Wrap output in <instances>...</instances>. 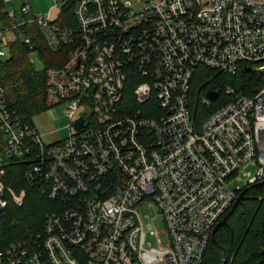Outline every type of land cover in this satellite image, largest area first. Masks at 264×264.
Returning <instances> with one entry per match:
<instances>
[{"label": "built area", "instance_id": "built-area-1", "mask_svg": "<svg viewBox=\"0 0 264 264\" xmlns=\"http://www.w3.org/2000/svg\"><path fill=\"white\" fill-rule=\"evenodd\" d=\"M74 8L76 28L60 23L63 8L37 14L17 0L0 8V62L17 39L32 62L39 57L29 24L50 51L67 52L63 66L46 70V103L48 112L64 106L70 122L67 137L49 140L8 108L0 81V213L8 198L22 206L26 197L6 186L7 160L28 165L26 179L58 207L0 264H203L238 194L264 180V0H75ZM199 66L257 74L261 88L248 96L228 85L215 102L206 93L207 105L222 103L197 123ZM149 203L168 245L139 213ZM149 231L159 248L148 246Z\"/></svg>", "mask_w": 264, "mask_h": 264}, {"label": "trees", "instance_id": "trees-1", "mask_svg": "<svg viewBox=\"0 0 264 264\" xmlns=\"http://www.w3.org/2000/svg\"><path fill=\"white\" fill-rule=\"evenodd\" d=\"M74 6L75 0H70L62 7L60 23L67 28L78 26ZM1 7H4V0H0ZM24 30L31 36L34 51L39 53V58L46 68L44 71H37L30 57L32 50L17 39L10 45L11 57L6 62H0V81L5 89L8 108L16 112L22 122L34 126L35 117L50 110L46 103V70L63 66L67 60V52L50 51L37 26L29 24ZM257 76L242 71L232 78L230 75L226 76L199 66L192 84L190 101L196 122L200 123L209 118L222 103L221 100L212 106L207 105L204 101L207 92H223L230 85L252 96L261 88ZM133 89L134 85L130 84L125 103H131ZM3 137L0 132V139ZM28 168V165L22 162L7 160L4 179L6 186L18 194L23 190L26 197L22 206H17L11 197L8 198L6 210L0 213V253L6 251L10 244L37 236V233L42 232L47 216L58 208L43 190V186H32L26 179ZM228 215L230 217L227 224L220 226L216 234V242L211 239L203 264H222L223 261L225 264H257L263 260L264 185L249 189L243 200L236 207H231L226 216Z\"/></svg>", "mask_w": 264, "mask_h": 264}, {"label": "rangeland", "instance_id": "rangeland-1", "mask_svg": "<svg viewBox=\"0 0 264 264\" xmlns=\"http://www.w3.org/2000/svg\"><path fill=\"white\" fill-rule=\"evenodd\" d=\"M130 1L134 6L138 7V2L139 0H128ZM144 1V0H143ZM44 3L47 5V9L53 10L54 13L56 14V12L60 11L62 8V2L60 1L58 5H56L54 0H29V4L32 7V10H34V13L37 14H42L43 13V9L39 8L37 6V3ZM24 3V0H18L17 1V5H20ZM56 5V6H55ZM28 17L31 19L32 15L31 13L28 14ZM27 17V18H28ZM33 63L37 68V71H44L46 68V65L43 64V62L41 61V59L38 57V55L34 56L33 59ZM206 97V96H205ZM65 107L62 105L56 106L55 108H52L51 111L44 116V114H40L38 117L35 118V122L38 123V119L43 120V121H47V117L51 120L50 124L47 123V131L53 132V134H51L50 138L52 140H58L62 137H67L68 135V130H67V126L69 125V121L67 119V117L65 116ZM46 131V132H47ZM248 172L253 173L252 176L256 175V170L251 168ZM248 177H243L242 181H237L235 183V185H233L234 190L241 187V188H245L246 184L245 181ZM139 213L142 216V218L144 219V222L150 223L153 225L154 230L158 231L161 233L160 237L162 240V243L165 245H168V238H167V231L165 229V226L163 224V218L162 216L158 213L156 206L151 205V203L146 204L142 207H140L139 209ZM147 244L148 246H152V247H160V244H158V239L155 237V235L149 231L148 235H147Z\"/></svg>", "mask_w": 264, "mask_h": 264}, {"label": "water", "instance_id": "water-1", "mask_svg": "<svg viewBox=\"0 0 264 264\" xmlns=\"http://www.w3.org/2000/svg\"><path fill=\"white\" fill-rule=\"evenodd\" d=\"M250 72V70H248ZM207 98L212 101V102H215V101H218V98H219V92H217V90H214V91H210V92H207ZM84 124V120L83 119H80L77 123V128L80 129L81 126ZM261 185H264V180L260 181L258 184L256 185H253V186H250L243 190L240 195L237 197V201L236 203H233V208L237 206V204L243 200V198L245 197L247 191L253 187H260ZM230 217V215L226 216L225 218H223L222 221H220V223L216 226V229H215V232L213 233V238H212V241L213 242H216V234L219 232L220 230V226H224L227 224V220L228 218ZM222 264H225V261L222 262ZM257 264H264V259L259 261Z\"/></svg>", "mask_w": 264, "mask_h": 264}, {"label": "crops", "instance_id": "crops-1", "mask_svg": "<svg viewBox=\"0 0 264 264\" xmlns=\"http://www.w3.org/2000/svg\"><path fill=\"white\" fill-rule=\"evenodd\" d=\"M18 1V0H17ZM20 1V0H19ZM31 1V0H30ZM24 2H29V0H24ZM37 6L39 7V8H42L43 9V12H45V13H48V12H50V11H53V10H50V9H47V5L46 4H44V3H37ZM46 113L48 114L49 112L48 111H46ZM46 113H43L44 114V116L46 115ZM49 115V114H48ZM39 116V115H38ZM37 116V117H38ZM47 116V115H46ZM36 118V117H35ZM50 119L47 117V121H43V120H40V119H38V123L37 122H35V119H34V122H35V124H36V127L39 129V131H41L43 134H45L46 136H48V138H49V140H52L50 137V135H51V133L52 132H50L49 133V131H47L46 129H44V128H47V123H49L50 124ZM47 131V132H46Z\"/></svg>", "mask_w": 264, "mask_h": 264}]
</instances>
